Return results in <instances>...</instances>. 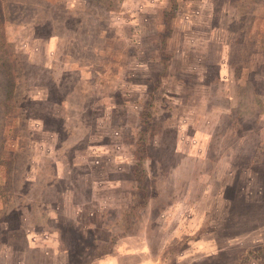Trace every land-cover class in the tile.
Returning a JSON list of instances; mask_svg holds the SVG:
<instances>
[{"label": "rangeland", "instance_id": "rangeland-1", "mask_svg": "<svg viewBox=\"0 0 264 264\" xmlns=\"http://www.w3.org/2000/svg\"><path fill=\"white\" fill-rule=\"evenodd\" d=\"M170 6L0 0V264H264V0Z\"/></svg>", "mask_w": 264, "mask_h": 264}, {"label": "trees", "instance_id": "trees-1", "mask_svg": "<svg viewBox=\"0 0 264 264\" xmlns=\"http://www.w3.org/2000/svg\"><path fill=\"white\" fill-rule=\"evenodd\" d=\"M170 1H171V6L168 9L165 10V18L167 20L166 27H165L166 29L169 28V21H171L172 16H176V14H177V8H178V0H170ZM53 21H55V19L51 18V19H48L47 21H45V23L46 24H49L50 23V25H51ZM169 34H166L164 36V38L162 39V44H161V47H160V51H158V53L159 52H160V54H163L164 53V50L163 49L165 47L166 38L168 37ZM157 81H159V82L161 81V74L158 76V80ZM116 110L117 109H114V111H116ZM143 112H144V110H142V113ZM151 116H152L151 113H149L148 112V109H147L146 112L143 115L144 119H146V121L148 122V118L151 117ZM15 204L16 205H20L18 202H16ZM10 210H13L14 218L20 219V214H22V209H20L18 206H15L14 208H11ZM6 220L7 221L10 220V221H8V226L11 228L13 221H11V219H9V218H7ZM18 225L19 224H16V226H18Z\"/></svg>", "mask_w": 264, "mask_h": 264}, {"label": "crops", "instance_id": "crops-1", "mask_svg": "<svg viewBox=\"0 0 264 264\" xmlns=\"http://www.w3.org/2000/svg\"><path fill=\"white\" fill-rule=\"evenodd\" d=\"M56 236H57V238H56V239H57V241H59V242H60V238H58V237H60V236H58V234H57ZM41 245H42V244H41ZM48 245H50V244L43 245V247H44V246H48ZM56 245H57V244H56Z\"/></svg>", "mask_w": 264, "mask_h": 264}]
</instances>
